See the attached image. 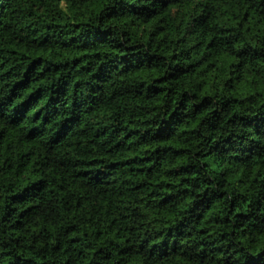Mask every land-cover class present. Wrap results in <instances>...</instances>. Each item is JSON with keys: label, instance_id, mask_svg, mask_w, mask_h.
Masks as SVG:
<instances>
[{"label": "trees", "instance_id": "16d2710c", "mask_svg": "<svg viewBox=\"0 0 264 264\" xmlns=\"http://www.w3.org/2000/svg\"><path fill=\"white\" fill-rule=\"evenodd\" d=\"M0 264H264V0H0Z\"/></svg>", "mask_w": 264, "mask_h": 264}]
</instances>
